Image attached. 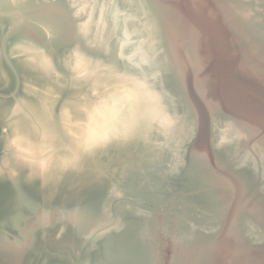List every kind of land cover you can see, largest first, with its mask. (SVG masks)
Returning <instances> with one entry per match:
<instances>
[{
	"label": "water",
	"instance_id": "95a60500",
	"mask_svg": "<svg viewBox=\"0 0 264 264\" xmlns=\"http://www.w3.org/2000/svg\"><path fill=\"white\" fill-rule=\"evenodd\" d=\"M0 264H264V0H0Z\"/></svg>",
	"mask_w": 264,
	"mask_h": 264
}]
</instances>
